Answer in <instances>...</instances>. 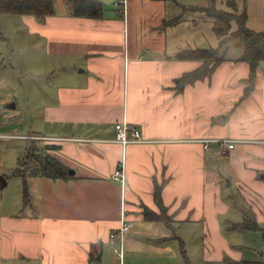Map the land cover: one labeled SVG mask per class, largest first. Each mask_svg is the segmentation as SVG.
Listing matches in <instances>:
<instances>
[{"label": "crops", "instance_id": "obj_1", "mask_svg": "<svg viewBox=\"0 0 264 264\" xmlns=\"http://www.w3.org/2000/svg\"><path fill=\"white\" fill-rule=\"evenodd\" d=\"M100 1L98 18L71 15L63 0L41 23L19 15L42 43L36 64L47 88L18 83L13 65L0 69V264H95L98 255L101 264L106 249L117 261L108 233L122 216L130 223L122 264L246 258L226 241L221 216L235 199L264 222V61L252 86L239 54L179 86L201 60L176 55L205 46L209 33L199 30L211 34V21L200 7L210 0H128L124 15ZM122 121L142 141H114ZM206 138L235 145L217 154ZM34 143L69 176L12 175ZM118 168L122 182L112 176Z\"/></svg>", "mask_w": 264, "mask_h": 264}, {"label": "trees", "instance_id": "obj_2", "mask_svg": "<svg viewBox=\"0 0 264 264\" xmlns=\"http://www.w3.org/2000/svg\"><path fill=\"white\" fill-rule=\"evenodd\" d=\"M70 10V14L80 17L98 18L102 15L103 3L100 0H63ZM230 2L233 0H226ZM56 0H0V16L1 14L10 15H32L38 22H43L46 16L56 12ZM212 8L210 9L211 5ZM232 4V3H231ZM210 5V6H209ZM208 7H200L207 12L208 15L214 17L216 21L215 30L220 34L218 46L196 47L183 49L177 53L178 58H189L201 60L200 66L196 69L183 73L178 79L179 86L193 82L196 79L208 77L212 74L216 66L225 59H229L227 52L229 46L226 42L235 36L240 40V53L234 59L242 60L248 63L250 67V86L253 85L254 71L260 62L264 61V28L262 30H254L247 25V12L243 8L236 13L234 5H228L232 8L227 9L215 8V0H210ZM198 8V7H195ZM176 18L172 20L175 22ZM236 21V29L231 31V21ZM171 22V21H170ZM1 62V61H0ZM43 147H52L45 144ZM23 166H25L23 168ZM12 175L25 176L41 175L46 177H67L68 170L54 157L43 155L36 149V144H30L26 148L25 155L21 156L18 165L11 171ZM24 198L27 197L26 184L23 187ZM232 207L240 210L242 221L241 227L248 230H258L261 226L256 220L254 212L249 206L236 204L235 199L230 203ZM151 212L145 210V216L149 217ZM203 264H264L262 258H242L233 259L227 255L221 261H204Z\"/></svg>", "mask_w": 264, "mask_h": 264}, {"label": "rangeland", "instance_id": "obj_3", "mask_svg": "<svg viewBox=\"0 0 264 264\" xmlns=\"http://www.w3.org/2000/svg\"><path fill=\"white\" fill-rule=\"evenodd\" d=\"M215 3V8L217 9L221 8L227 9L228 11L232 10L231 7H226V1L224 0H215ZM234 3L235 5L232 1H227L228 5L230 4L235 6L236 13H239L243 8H245L248 14L247 25L250 28L254 30H262L264 28V0H235ZM104 4H106V6L111 5L108 0H105ZM205 7H208V5ZM211 8L212 5L210 9ZM208 11L209 9L204 14L207 17L204 24H208V21H211L212 32L211 34L208 32V26L205 25L204 28L200 26L199 32L202 33V30H204L206 33H209V37H205L206 40L204 41L205 43H203L205 46L200 47L219 45L218 34L215 30L216 21L214 17L206 14ZM236 27V21L232 20L230 30L233 31ZM38 37L37 33H28V29L25 23L20 19L19 15L1 14L0 50L2 53H0V63L5 66L0 67V69H4L5 67L6 71H10L11 65H13V69L17 67L16 72L19 74L18 83H30L32 81L37 87L43 89L47 88V85H42L45 81L42 75L43 71L39 64H36L41 63L42 61V58L39 59L38 57L42 54L40 49H43L42 43L39 42ZM229 40L226 42L229 46V50L226 55L235 57L240 52L239 37L235 36ZM32 55L37 57L35 62H32ZM31 63H35V66H30ZM25 92L26 91H24V93ZM9 162H11L10 159ZM24 167L25 166H23V168ZM239 220L241 221L240 210L230 205L226 214L221 216V223L225 225L226 241L230 245L241 247L243 257L264 259V222H259L261 229L248 230L242 228L241 226L235 227L236 224L240 222ZM182 248L183 247L179 246L177 252L182 256V261H184ZM183 250H185L184 252L191 258L198 256L197 248L192 243V240L185 241ZM182 261L179 260V263H182ZM101 264H118V261H115V256L112 250L106 249L104 251Z\"/></svg>", "mask_w": 264, "mask_h": 264}, {"label": "built area", "instance_id": "obj_4", "mask_svg": "<svg viewBox=\"0 0 264 264\" xmlns=\"http://www.w3.org/2000/svg\"><path fill=\"white\" fill-rule=\"evenodd\" d=\"M127 1L128 0H114V5L122 15L125 14ZM113 140L121 144H127L130 142L142 141V136L140 129L134 123L122 121L115 123V135ZM212 142H216L218 145V148L215 150L217 154H223L226 150L233 148L235 145L234 139L206 138L203 139V147L209 149ZM112 176L115 180H120L121 182L124 178L120 168L115 169ZM129 231L130 223L122 216L120 224L116 228L111 229L108 233V242L116 254L118 264H122V251Z\"/></svg>", "mask_w": 264, "mask_h": 264}, {"label": "water", "instance_id": "obj_5", "mask_svg": "<svg viewBox=\"0 0 264 264\" xmlns=\"http://www.w3.org/2000/svg\"><path fill=\"white\" fill-rule=\"evenodd\" d=\"M70 170H71V172H73L72 169H70ZM5 181H6V180H5V177H4L3 175L0 174V187H2V185L4 184ZM97 258H98V259H97V261H96L95 264H100V263H99L100 255H98Z\"/></svg>", "mask_w": 264, "mask_h": 264}]
</instances>
